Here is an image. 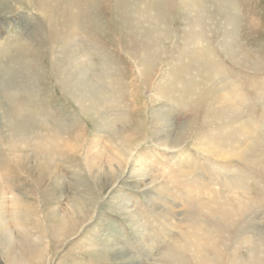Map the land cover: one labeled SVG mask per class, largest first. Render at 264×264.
I'll use <instances>...</instances> for the list:
<instances>
[{
  "label": "rangeland",
  "instance_id": "374dc122",
  "mask_svg": "<svg viewBox=\"0 0 264 264\" xmlns=\"http://www.w3.org/2000/svg\"><path fill=\"white\" fill-rule=\"evenodd\" d=\"M10 1L18 11L0 16L9 24L6 38L26 44L12 61L0 59V218L7 233L0 232V264H264V0H229L231 56L220 43L221 5L202 0L221 71L203 100L194 91L174 102L156 100V91L178 56L175 46L165 42L144 76L132 6ZM87 3L88 16L73 27L70 15ZM162 4L184 39V9ZM75 49L90 66L86 87L97 92L86 111L79 102L86 90L71 72ZM223 89L234 110L219 102ZM161 108L175 151L153 146L152 117ZM227 118L258 130L232 150ZM217 137L222 151H207ZM140 141L134 167L122 155ZM222 152L228 155L220 159ZM255 244L261 255H252Z\"/></svg>",
  "mask_w": 264,
  "mask_h": 264
},
{
  "label": "bare ground",
  "instance_id": "6f19581e",
  "mask_svg": "<svg viewBox=\"0 0 264 264\" xmlns=\"http://www.w3.org/2000/svg\"><path fill=\"white\" fill-rule=\"evenodd\" d=\"M166 1L168 0H122V2L125 3L126 8L128 6H132V12L130 16L133 20L131 22L130 27H132V29L134 30L135 35L141 37V40L144 42L143 55L139 64L140 65L139 69L143 71L145 73L144 76L148 78L149 74L151 75L155 63L158 62L159 58L162 55H164L166 51L163 44L165 42H172V45L175 46V50L178 53V56L172 62L171 66H169V68H167L164 72H162V75L157 84L156 100L160 101V100H166V98L167 99L173 98L172 102L179 101L182 99V96H185V94L190 95L194 91L197 93V96H199V99L203 100V98H205V93H204L205 88H208L209 85H211V82L214 79H216L219 72L218 70L221 71V65L216 60V57L214 55V50L207 42V35H211L212 32L210 31L207 33L208 26L206 27L204 23L205 14L201 12V3L202 4L204 3L202 0H170L171 3H177V5L182 6V8L184 9L183 15L187 18L185 20L186 28L184 27L186 29V34H185V38L182 39V36L181 37L177 36L175 29L169 26L170 23L168 22L170 20L169 19L170 17L166 14V11L164 10L163 7L164 4H162L163 2ZM214 1L218 2L219 6L221 5V9L224 13V20L221 25V35L219 36L220 43L223 46V50L225 49V52H227L231 56L233 55L232 41H233V33H234L233 17H232L233 15L231 14V9H230L231 2L229 0H214ZM74 4L75 7H78L76 3ZM88 5L90 7L91 6L93 7L92 3L91 5L90 3L84 4L81 6V8H79V12L77 13V16L76 14L70 15V19L74 20L73 27L76 28L78 26L77 21L79 19L81 20L82 16L85 15L88 16L89 12H84V10L87 9V7H89ZM17 11H18L17 7L10 0H0V16L9 17L17 13ZM8 29H9V24H7L4 21H0V59L3 57L4 60L6 61H12L11 60L12 52L16 51L19 47L25 46L26 43L24 44L22 42L26 41V38L25 39L20 38L10 41V39L6 38ZM211 29L213 30V34L216 33L217 30L215 25ZM73 35H75V33H73ZM179 40H182L183 42V45L180 47L176 45ZM208 40H209V36H208ZM79 54L80 53H78L77 49H75L74 51L75 57L73 58L74 66L72 67L71 72H73L72 73L73 78L77 77L76 79L77 82L75 83H77L78 87L81 86L82 89L86 90V93L83 96H81L79 99L83 111H86L89 109V104H90L88 97L92 95L94 96V94H96L97 92L95 91L94 87L90 86L89 84L88 86L90 88L88 89L86 87L90 66L87 64L88 62L85 60V58L81 57ZM2 66L4 65L0 64V68ZM73 82L74 81H72L71 83L73 84ZM75 83L73 85H75ZM222 84H225V82ZM83 85H85V87H83ZM220 93L223 97L222 96L218 97V100L219 102H222L225 105L223 108H225L226 110L227 108H230V110H234L235 106L237 105L235 104L233 97L228 94L226 89H223V91H221ZM240 99L244 100L243 98ZM230 119L227 118L229 122L227 125H225L224 134L226 138L230 139V140H225V142L232 141L233 144L230 145V147L233 150V146L234 147L235 145L240 146V144H242L243 141L246 142L248 136H250V132L254 131L255 129L258 130V126L255 124L244 126L239 120H236V118L235 119L230 118ZM152 125H153V130H152L153 146L157 147L159 150L162 151H175L176 141L170 140V138L168 137L169 132H168L167 114L164 113L163 108L159 109L157 113L154 114V116L152 117ZM134 131H136L134 137L135 138L140 137L137 134L141 132L139 128ZM235 132H240L242 137L237 142H234L233 141L234 139L233 140L231 139V136L232 137L235 136ZM218 137L213 138L212 142L207 144V151H213V152L222 151L220 150V148H222L223 146L219 147L218 141L223 142L224 138L219 139ZM133 143L134 142L131 141V143L128 144H133ZM143 143L144 142L141 143L140 141V143H138L137 146L130 147L129 149H127L129 150L128 151L129 156L127 154L122 155V157L126 156L125 158H128L132 163H135L134 167L137 165L136 164L137 159L134 157L135 152L143 145ZM260 144L261 143L257 142L256 145L259 146ZM231 153H233V151H231ZM220 155H221L220 156L221 159L227 156L228 153L222 152ZM181 158L183 159V157ZM182 159L181 162H184L185 160ZM135 172L136 171H133L132 175ZM139 175L140 178L145 177L142 172H140ZM0 232L6 233V222L5 219L2 217L0 218ZM6 234L5 236H7ZM9 239L10 237L7 240ZM261 244L264 245V240H262ZM256 247L257 246L255 244L254 249L252 251L253 256L261 255V253L256 250Z\"/></svg>",
  "mask_w": 264,
  "mask_h": 264
}]
</instances>
